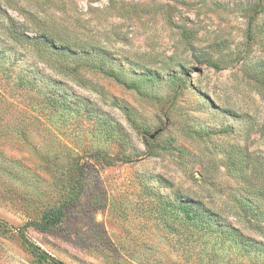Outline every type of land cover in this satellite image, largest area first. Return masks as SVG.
Wrapping results in <instances>:
<instances>
[{
    "label": "rangeland",
    "instance_id": "374dc122",
    "mask_svg": "<svg viewBox=\"0 0 264 264\" xmlns=\"http://www.w3.org/2000/svg\"><path fill=\"white\" fill-rule=\"evenodd\" d=\"M260 63L264 0H0V219L40 220L78 158L84 188L64 221L26 229L55 257L264 264V251L180 224L172 203L193 198L264 244ZM98 149L119 159L104 165ZM0 264L41 263L0 228Z\"/></svg>",
    "mask_w": 264,
    "mask_h": 264
},
{
    "label": "trees",
    "instance_id": "16d2710c",
    "mask_svg": "<svg viewBox=\"0 0 264 264\" xmlns=\"http://www.w3.org/2000/svg\"><path fill=\"white\" fill-rule=\"evenodd\" d=\"M44 46L48 48H55L57 52L65 57L70 56L71 53L75 51L68 48L65 45H58L53 39L48 37L47 35H43L40 39ZM73 51V52H72ZM76 56V55H74ZM260 69L258 70L259 75L256 78V81L264 87V63H260ZM31 72V71H29ZM32 73V72H31ZM113 73V71H112ZM19 74V84L23 87L24 90L31 89L33 90L35 86L30 82H27L28 78L26 75ZM144 78V77H143ZM151 77H148L150 79ZM119 81H123L118 78ZM138 83H134V86L139 85ZM54 95L58 94L57 91H51ZM49 98H54L50 96ZM65 98V97H64ZM93 157L98 161L102 162L104 165H113L119 159L117 156H112L108 154L106 151L98 149L93 153ZM72 169L76 174V181L73 185L68 187L65 190L64 197L58 202L53 203L44 211L41 219H32L27 222L26 225L22 227H13L10 226L7 221L0 219V228L5 231H14L19 237L22 239L23 243L27 246L30 253L41 263V264H68L65 261L55 257L35 241L31 239V237L26 233V229L29 226H35L42 231H48L53 228L58 227L64 221L67 216V211L70 205L78 200L83 192L84 188V173L85 168L83 164L80 163L79 159L75 158L72 162ZM173 205L179 208L180 220L178 219L180 224H193L194 228H198L204 233L207 232H218L222 235L225 241H228L231 245H241L246 251L251 252L253 249L258 251H264V244L262 242L255 241L252 237H248L244 234V232L238 228L237 226L225 223L219 220L218 223L215 222V219L218 218V212L212 211L210 208L206 207L199 201H196L193 198L184 195H178L172 201ZM240 204L244 210L252 207V201L249 198L240 199ZM257 218L260 223L258 224L261 228L264 229V209L258 211L256 213ZM178 218V217H177ZM251 221V219H249ZM262 232V231H261ZM264 234V233H262Z\"/></svg>",
    "mask_w": 264,
    "mask_h": 264
}]
</instances>
